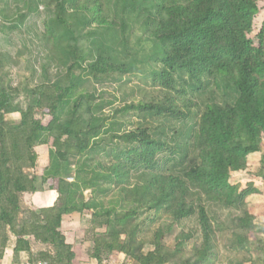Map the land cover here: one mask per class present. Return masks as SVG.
Returning <instances> with one entry per match:
<instances>
[{
	"label": "trees",
	"instance_id": "obj_1",
	"mask_svg": "<svg viewBox=\"0 0 264 264\" xmlns=\"http://www.w3.org/2000/svg\"><path fill=\"white\" fill-rule=\"evenodd\" d=\"M9 2L12 18L0 9V22L8 24L3 31L19 30L17 21L24 25L41 7L50 13L41 35H34L45 46V60L63 73L30 88L25 109L16 103L19 88L0 74V260L11 235L14 256L25 253L29 262L112 264L123 256L120 264H221L223 225L210 216L208 203L241 211L224 248L244 255L228 264H264V239L254 237L264 208L246 202L263 192L252 183L230 184L231 174L246 172L255 154V175L264 181V26L251 37L264 0ZM134 30L144 35L135 45L129 41ZM133 75L149 80L155 96L137 86L140 99L106 115L113 102L87 85ZM204 91L221 94L223 102L203 98ZM157 119L179 127L171 136L179 143L165 124L162 131L146 123ZM40 146L49 148V163L38 178ZM166 153L172 157L161 160ZM190 153L194 162L187 165ZM38 181L57 194L52 207L24 205L25 195L39 191ZM143 213L153 215L152 223L164 219L146 252L138 238ZM71 217L89 218L86 256L67 242L63 224ZM194 219L199 233L181 229Z\"/></svg>",
	"mask_w": 264,
	"mask_h": 264
},
{
	"label": "rangeland",
	"instance_id": "obj_2",
	"mask_svg": "<svg viewBox=\"0 0 264 264\" xmlns=\"http://www.w3.org/2000/svg\"><path fill=\"white\" fill-rule=\"evenodd\" d=\"M8 7L4 9L3 5L0 4V9L4 12V14L12 18L13 16L10 14L12 10V4L8 0ZM10 6V8H9ZM29 16V15H28ZM50 13L44 10L43 7L40 8L39 13L31 14L26 22L23 25V22H19L22 26L19 30L10 31V30H1L0 29V55L4 57L5 62L4 66H0V74L5 75V79L12 83L15 87H18L20 90L19 96L16 98V103L21 106L22 109H25L30 104V96L28 90L30 88L35 87L41 83H53L57 78L61 76L63 70L57 66L54 62H49L45 60V55H47V51L45 50V46L41 43V40H36L34 33H37L38 36L41 35V32L44 30V22L49 19ZM0 26L7 27L8 24L3 20L0 22ZM264 26V3L259 4V13L255 18L254 29L251 35H256L259 30ZM137 32L136 30H134ZM143 37L144 35L140 32L132 35L129 41L131 44L135 45V41L137 37ZM150 43H143V48L149 49ZM153 48H150V50ZM142 56V55H141ZM7 62H9L8 65ZM144 78V77H143ZM143 78L140 75L126 76L122 80V82L117 81H108L105 83H96L90 81L91 84L87 85V88L94 87L96 89L97 95L100 96L101 100L113 102V106L106 107L104 109L105 114H111V111L114 108H118L123 105L124 102L129 103L130 101H137L140 99L142 94L138 91L137 86L146 89L150 94L155 96L156 91L152 89V83L148 80L147 84L143 83ZM214 93V92H213ZM204 91L202 93L203 98L211 99V101L215 102H223V98L221 94H217L214 97L212 94ZM134 122H140L134 118ZM149 127H157V129L164 131V124L167 127L168 135H170V139L176 143L180 142V138L173 139L172 133L175 130L179 129L170 128L168 125L163 122L162 119H157L156 121L147 120L146 122ZM140 124V123H137ZM145 124V123H144ZM133 127H126L125 129L130 130ZM169 143H173L171 140L167 139ZM107 146H111L113 144L107 143ZM114 147V146H113ZM36 152L38 154V166L36 169V175L38 178L41 177L43 170L48 166L49 163V148L47 146H40L36 148ZM190 153V157L185 164L189 165L194 162V155ZM172 156L170 153L163 154L160 158L161 160H167ZM101 159V157L99 158ZM97 157V160H99ZM193 160V161H192ZM260 156L258 154L252 155L248 159V170L246 172L241 173H233L230 176V184L239 187L240 189L245 188L247 183H252L254 187L263 192L261 196H255L247 199V207H258L264 208V181L261 178L256 177V173L259 167ZM38 192L41 195L42 193H47L48 186H40V181L37 184ZM37 194L34 195H25L24 196V205L28 207L35 206V200L39 196ZM43 195V194H42ZM86 196L89 197V193H86ZM205 203V202H204ZM209 208V214L214 218L215 223L223 225L222 232L218 234L219 242V261L221 264H228V261L239 260L244 255L243 253L237 252H227L225 250V244L228 238L231 236L232 228H230L231 221L240 215V210H225L223 208H216L207 203ZM264 212V210L262 211ZM77 218V217H76ZM152 214L143 213L138 218V227H139V235L138 238L145 244V252L151 249L149 246V242L152 240L154 231L162 224L164 221L163 218L158 219L155 223H152L153 219ZM89 220L88 217L83 218L82 222H79L78 218L76 221H72L71 225L67 231V241L71 245L77 246L80 252L83 255H88L89 251L92 248V244L89 240L90 234L88 233V224L86 223ZM259 222H264L263 217L258 220ZM258 224V223H257ZM259 227L256 226L254 237H260L264 239V223L258 224ZM181 229L185 231H189L191 229L196 230L199 233V230L196 225V220H189L182 223ZM83 231L84 235L76 234V231ZM178 229L175 230L174 234L167 238L166 244L168 246L173 245V238L178 233ZM197 233V234H198ZM89 237V238H88ZM199 237V239H198ZM196 240H200V236H196ZM194 243V241H193ZM193 243L189 244V248L193 245ZM123 256L120 257L117 263L112 262V264H120L123 261Z\"/></svg>",
	"mask_w": 264,
	"mask_h": 264
},
{
	"label": "crops",
	"instance_id": "obj_3",
	"mask_svg": "<svg viewBox=\"0 0 264 264\" xmlns=\"http://www.w3.org/2000/svg\"><path fill=\"white\" fill-rule=\"evenodd\" d=\"M36 194L39 195L40 193L37 192ZM42 194L39 195L37 197V199L35 200V207L38 209L52 207L54 205L56 199H57V194L55 192L49 191V190L47 191V193L45 192ZM259 219H261V218H259ZM259 219H257L255 221V226H257V227H259L258 224L260 225V223H264V222H259L258 221ZM76 220L77 219L74 217L65 219V222L63 224V229L67 228V227L69 228L70 226H72L71 225L72 221H76ZM69 222H71V223H69ZM8 240H9L8 245L4 251V255H3L2 259L0 260V264H17L21 261H26L28 259V255L25 253H21L18 257L14 256L13 249H14V240L15 239L11 235H8ZM1 242H2V238L0 237V244H1Z\"/></svg>",
	"mask_w": 264,
	"mask_h": 264
},
{
	"label": "built area",
	"instance_id": "obj_4",
	"mask_svg": "<svg viewBox=\"0 0 264 264\" xmlns=\"http://www.w3.org/2000/svg\"><path fill=\"white\" fill-rule=\"evenodd\" d=\"M17 264H47L45 262H29V261H21Z\"/></svg>",
	"mask_w": 264,
	"mask_h": 264
}]
</instances>
